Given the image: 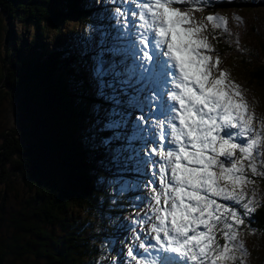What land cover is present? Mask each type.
Instances as JSON below:
<instances>
[{
	"label": "snow or ice",
	"instance_id": "6c2138e0",
	"mask_svg": "<svg viewBox=\"0 0 264 264\" xmlns=\"http://www.w3.org/2000/svg\"><path fill=\"white\" fill-rule=\"evenodd\" d=\"M233 3L83 0L98 12L66 55L87 85L79 147L116 229L98 242L101 264H248L241 229L252 230L253 178H264V118L257 126L206 35L208 25L227 32L214 10ZM34 131L46 135L42 122ZM65 162L48 157L54 169Z\"/></svg>",
	"mask_w": 264,
	"mask_h": 264
},
{
	"label": "trees",
	"instance_id": "16d2710c",
	"mask_svg": "<svg viewBox=\"0 0 264 264\" xmlns=\"http://www.w3.org/2000/svg\"><path fill=\"white\" fill-rule=\"evenodd\" d=\"M0 1L7 4L9 26L3 41L5 56L2 61L7 66L2 67V72L6 67L11 70L13 81L7 87L13 91L14 96L18 97L21 93L23 99L25 96L29 98L23 100V108L15 109L20 117L17 127H11L9 131V137H12L9 152L4 153V147L0 150L1 159H5L4 162L1 161L0 166L5 169L4 178L9 179V170L13 171L16 180L37 190L39 198L34 195L31 201L36 211H42L38 219L41 224L61 229L59 233L51 231V228L49 232H32L37 235L36 238L24 245H20L17 238H5L4 243L0 241V264H89L93 263V257L96 264H101V261L107 258V246H103V257L97 255L96 248L102 247L98 242L103 238L81 240L79 235L88 226L85 222L72 221L67 212L68 209L77 207L92 213L99 206L107 211L103 214L104 221L101 222L106 231L102 233L110 238L114 234L113 222L106 218L109 205L99 200L103 196L99 189L101 185L94 189L95 181L90 174L92 162L81 151L77 139V129L82 123L81 108L87 99V85L82 79V70L77 69L79 66L74 62V58L66 53L72 47V38L76 37L77 44L80 34L70 35L69 44L61 41V30L64 27L73 24L77 29V26L81 25L86 30L89 17L96 15L98 10L85 8L83 0H42L43 2L39 3V0ZM25 5L29 6L28 9H25ZM261 6V9L264 8V4ZM20 7L23 10H19ZM243 7L251 10L253 5L243 3ZM20 11L22 13H19ZM15 21L25 23L27 28L34 32V37L26 39L24 35H16L12 30V23ZM47 29L58 32L53 40L51 36L44 35ZM211 44L217 54V49L220 53L223 50L231 51L224 42L216 44V49L212 41ZM238 60L244 61L242 56ZM243 66L250 79L264 88V63L258 66L246 63ZM4 79L5 76L1 75L0 80ZM38 121L42 122L46 129L42 140H37L35 136L34 129ZM54 151L66 157V162L61 168L54 169L48 164V157ZM17 154L20 156L18 162L14 159ZM127 175L129 178H137L134 173ZM108 191L111 192L109 189ZM47 199L50 202H46ZM120 200L127 208V201H124V198ZM257 202L256 208L259 209L255 218H252V227L264 234V200ZM94 205L97 206L94 208ZM114 212L115 210L113 214ZM126 213H130L129 209L122 213L123 220L125 217L129 219ZM29 217L33 220L32 215ZM26 227L38 230L35 225ZM95 232L101 231L97 228ZM84 258L89 259V263ZM22 260L25 262L22 263Z\"/></svg>",
	"mask_w": 264,
	"mask_h": 264
},
{
	"label": "rangeland",
	"instance_id": "374dc122",
	"mask_svg": "<svg viewBox=\"0 0 264 264\" xmlns=\"http://www.w3.org/2000/svg\"><path fill=\"white\" fill-rule=\"evenodd\" d=\"M39 2L43 1H37V3ZM0 3V25L2 29L0 30V78L1 75L5 76L4 80H0V136L2 137L0 139V150L2 147H4V153H6L9 152V148L11 146L10 140H12V137H9L10 128L17 127L18 119L20 117L16 114L15 109L21 107L23 108V100H28L29 98L25 96L23 99L21 93L18 94V97L17 95L14 96L13 91L7 87V85H10V83L13 81L11 70L6 67L5 71L2 72V67L7 66L5 63L3 64L2 61L5 56L3 41L9 26L7 21L8 15H6L8 11L7 4L1 1ZM243 3H251L253 5L252 9H246L243 7ZM233 4L235 5H227L228 7H217L214 10L216 13L224 16L227 19V32H225L223 29L212 30L211 26L208 25V31L206 32V35H208L209 41L211 40L212 43L215 44V49L218 48L216 44L224 42L227 46V49L231 50L230 52L223 50L220 53L217 49L218 54L214 51V53H212L213 58H219L220 69L228 74L229 80L235 82L239 86L242 95L245 97V100L249 105V111L257 117V126H259L260 119L264 118V88L260 84H257L250 79L249 75L244 70L243 64L250 63L252 66H258L259 64L264 63V8L261 9V5L264 4V0H234ZM25 6V9H28L29 6ZM189 6L192 7L191 4ZM19 10H23V8L20 7ZM181 10L186 11L187 9L182 8ZM19 13H22V11ZM207 14V12L194 13L197 20L201 19L202 16ZM12 24L13 32L19 37H21V35H24V38L26 39L34 37V32L29 30L25 23H17L15 21V23ZM69 30L71 31L68 33ZM82 30H85V27L81 25H78L77 29L73 26V24H70L67 28L64 27V29L61 30V35L63 36L61 41L65 44H69L70 35H76L77 33L80 34ZM57 33L58 32L55 30L51 31L47 29L44 32V35L47 37L51 36V40H53ZM75 41L76 37H73L72 42H70L72 47L74 44H76ZM240 56H242L244 60L243 62L238 60ZM77 69L80 70V67ZM81 110H83V107ZM83 117L84 111L81 112V121H83ZM23 131L25 130L23 129ZM14 159L16 162H18L20 160V156L17 154V157ZM2 160L3 162L5 161V159H1L0 165L2 164ZM9 164L10 160L8 161V165ZM4 166L6 168L5 164ZM12 173L13 171L10 172L9 170L10 178H4L5 169H1L0 166V241L1 243H4L3 240L5 238L11 240L12 237H14L18 239L20 245H24L28 242H31V239L36 238L37 235H33L32 232L37 233L38 231L43 230L49 232L51 227L49 228V226L46 224L42 225L38 220L40 218V212L42 213V211H36L35 205L31 201L34 195L38 196L37 190L31 189L22 181L16 180V175ZM253 179L256 180V184L254 186V199L256 202L262 201L264 200V178ZM96 187H100V184L95 182L94 189ZM101 187L99 189H101ZM109 190L112 189L109 188ZM251 194L252 190L249 191L250 196ZM116 199H123V196H117ZM47 201L50 202L49 199H47L46 202ZM257 205L258 202L255 205V212L252 217L253 219L255 218L257 210L259 209L256 208ZM96 206L97 205H94V208ZM146 207L147 206L145 205L139 209H129L130 213L126 214H128L129 219L132 220L135 211H144ZM67 212L72 217V221L77 220L78 222H85V225L88 226V228L84 229L79 235L81 240L90 241L93 239V237L104 238L106 236L105 233L95 232L97 228H102L101 214L107 212L106 210H103L98 206V208L94 209L92 213H89L88 211H85V209H78L76 207L68 209ZM31 215L33 220L29 217ZM124 219V221L130 222L127 217ZM93 221L96 223H93ZM37 224L41 225L38 226ZM31 225H35V228L38 230L34 231L29 227H26ZM51 231L59 233L61 229L60 227L53 226ZM115 231L116 229L114 228V233ZM241 235L247 244V249L251 257L248 261V264H264V234H262L260 231H256L254 227H252V230H249L246 225L241 229ZM145 258L151 259L152 257L145 256ZM84 259L87 263H89V259ZM92 260L94 262L95 257H93ZM24 262L25 261L22 260V263ZM15 264H19V262Z\"/></svg>",
	"mask_w": 264,
	"mask_h": 264
},
{
	"label": "flooded vegetation",
	"instance_id": "af4514ba",
	"mask_svg": "<svg viewBox=\"0 0 264 264\" xmlns=\"http://www.w3.org/2000/svg\"><path fill=\"white\" fill-rule=\"evenodd\" d=\"M1 4V3H0Z\"/></svg>",
	"mask_w": 264,
	"mask_h": 264
}]
</instances>
